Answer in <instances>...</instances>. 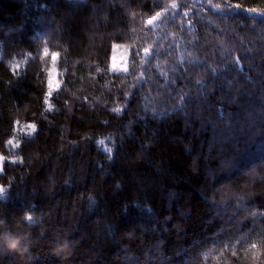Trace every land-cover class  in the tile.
Wrapping results in <instances>:
<instances>
[{"label": "trees", "instance_id": "1", "mask_svg": "<svg viewBox=\"0 0 264 264\" xmlns=\"http://www.w3.org/2000/svg\"><path fill=\"white\" fill-rule=\"evenodd\" d=\"M262 9L0 0V264H264Z\"/></svg>", "mask_w": 264, "mask_h": 264}, {"label": "rangeland", "instance_id": "2", "mask_svg": "<svg viewBox=\"0 0 264 264\" xmlns=\"http://www.w3.org/2000/svg\"><path fill=\"white\" fill-rule=\"evenodd\" d=\"M113 54H112V68L118 71H124L127 66H128V58H129V50L126 46L124 45H117L115 44L113 47ZM54 79V77L52 78V80ZM55 81H52V84H54ZM52 89V88H51ZM0 156H2L4 158L3 160V164H2V170H0V172H4L7 170H10L11 167L16 166L17 163V159L11 157H6L2 154H0Z\"/></svg>", "mask_w": 264, "mask_h": 264}, {"label": "clouds", "instance_id": "3", "mask_svg": "<svg viewBox=\"0 0 264 264\" xmlns=\"http://www.w3.org/2000/svg\"><path fill=\"white\" fill-rule=\"evenodd\" d=\"M2 223V222H0ZM25 237L22 235H17L11 231L0 232V246L7 248L9 251L13 252H27L28 247L24 243ZM68 248V242L59 245L54 252L59 254Z\"/></svg>", "mask_w": 264, "mask_h": 264}, {"label": "snow or ice", "instance_id": "4", "mask_svg": "<svg viewBox=\"0 0 264 264\" xmlns=\"http://www.w3.org/2000/svg\"><path fill=\"white\" fill-rule=\"evenodd\" d=\"M173 7H175V5H173ZM217 7H219V5H217ZM236 7L239 8V5H236ZM247 10L250 11V12H256L257 11L256 9H247ZM260 11L262 13H264V9H262ZM149 23H151V21H149ZM117 111H118V109H117ZM30 127L34 129L35 125H31ZM9 143H11V141ZM3 160H4V158L2 156H0V170H2ZM6 195H7V190L3 186H0V200L5 199ZM27 220L31 222L32 221V217L28 216Z\"/></svg>", "mask_w": 264, "mask_h": 264}]
</instances>
